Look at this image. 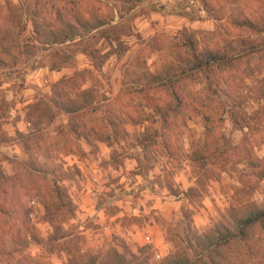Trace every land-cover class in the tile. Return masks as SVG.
<instances>
[{
    "label": "clouds",
    "instance_id": "obj_1",
    "mask_svg": "<svg viewBox=\"0 0 264 264\" xmlns=\"http://www.w3.org/2000/svg\"><path fill=\"white\" fill-rule=\"evenodd\" d=\"M0 264H264V0H0Z\"/></svg>",
    "mask_w": 264,
    "mask_h": 264
}]
</instances>
